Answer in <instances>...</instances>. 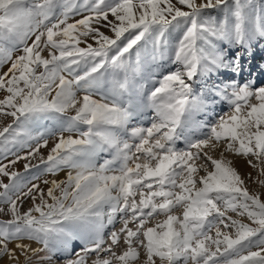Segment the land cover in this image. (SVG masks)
Instances as JSON below:
<instances>
[{
	"label": "snow or ice",
	"instance_id": "snow-or-ice-1",
	"mask_svg": "<svg viewBox=\"0 0 264 264\" xmlns=\"http://www.w3.org/2000/svg\"><path fill=\"white\" fill-rule=\"evenodd\" d=\"M217 9L224 19L206 15ZM222 41H264V14L247 0H0V117L12 118L0 122V259L264 264V199L224 156L264 176V86L236 79L240 54L228 60ZM169 55L182 67L145 91L144 61ZM214 73L225 81L193 91ZM217 100L230 111L195 136ZM145 110L148 127L135 123ZM217 148L221 158L206 151ZM21 160L31 179L14 170ZM61 171L46 190L33 182Z\"/></svg>",
	"mask_w": 264,
	"mask_h": 264
},
{
	"label": "rangeland",
	"instance_id": "rangeland-1",
	"mask_svg": "<svg viewBox=\"0 0 264 264\" xmlns=\"http://www.w3.org/2000/svg\"><path fill=\"white\" fill-rule=\"evenodd\" d=\"M201 2V0H197V3ZM233 0H229V4L231 5ZM245 0H241V3H244ZM248 3L251 4V6L256 10L257 14H264V0H247ZM184 10H187L186 7H184ZM227 10H211L209 12H206V15H211L212 18L217 20L224 19L226 15ZM82 16H74L70 22H74L75 20L81 19ZM109 19L111 20L112 17L109 16ZM101 31L105 32V34L112 35L111 32L108 29L101 28ZM182 36V32L177 30L172 33V36L170 37L171 41V47L175 48L178 40ZM92 41H89L91 43ZM83 46V45H81ZM217 46L221 49L224 56L228 60H232L237 53L240 54V65H241V74L240 76L236 77L237 80H239L241 83L245 81H254V87H260L264 86V41H260L259 43H255L251 48L244 49L240 48L237 45L231 44L228 41H222L218 42ZM45 55H47L45 53ZM182 66L175 63L172 56L169 55L165 57L163 60L157 59L155 61L151 60V58H147L144 61V78H143V85L144 90L148 91L153 89L154 87L158 86V81L169 71L175 70L177 68H181ZM7 71V66L0 68V72ZM230 72L231 70H227ZM226 74L222 75L220 73H214L211 77V79H208L207 81L201 79L200 77L194 78L192 81H189L193 87V91L196 93L203 92L204 94H207L208 87L212 84H219L222 81H225ZM3 96V92L0 91V97ZM230 111L229 106L225 103L220 102L217 100L212 107L207 109L206 113H202L200 115L195 116L196 121H200L203 123V127H201L196 133L195 136L203 137L204 134H206L209 130V127L214 124L221 115H226ZM154 113L151 110H145L144 113L136 118L135 123L138 125H142L144 127L150 126L152 123ZM11 117H0V122L6 124L11 122ZM54 121L52 120H46L42 121V125L51 127ZM185 135H191L188 132H185ZM53 140H49V147L52 146ZM178 148H184L185 142L183 139L177 141ZM209 155L213 156L214 158H221V151L222 149L217 148L214 150H209ZM41 152L46 156L48 153V148H41ZM23 154V153H21ZM108 154H101L100 162L103 161V159L107 158ZM225 158L228 160H231L233 162V165L238 169V171L241 173L242 176L246 178L247 186L249 187V190L252 192H256L258 194H261V198L264 199V185L260 184V180H264V176H261L258 171H255L247 166V162L243 157L233 155L232 153H224ZM38 161L33 160L32 163L35 164ZM138 162H143V159H141ZM255 162V161H254ZM24 163L26 161L21 160L19 163L16 164L14 170L22 173L24 176H26L28 179H31L33 175L36 174V170L32 169L29 172H25L24 170ZM251 173L252 178L248 179L247 174ZM44 179H65V173L63 171L57 173L55 176L52 175H42L40 177V180L33 181L34 183H40V186L42 188H47L46 185L42 183ZM27 207V205H25ZM182 213V210L177 208L174 210V214L180 215ZM234 218H238L235 217ZM165 217L163 215H160L157 217V220H163ZM247 222V221H246ZM151 223H155V221H152ZM151 223L149 226H151ZM132 226V225H130ZM121 227V223L119 221V218H117V222L114 224V226H108L105 228V237H107L108 233L111 232L114 229H119ZM23 243H28V241H23ZM13 245H10L12 247ZM33 247H37L38 245L35 242H32ZM79 242H74V248L78 251L79 250ZM120 249H117L119 251ZM252 250H256L254 247ZM246 254V252L244 253ZM19 255V253H17ZM0 264H14L13 261L9 260L8 257H4L3 259H0ZM19 264H24V256L19 255Z\"/></svg>",
	"mask_w": 264,
	"mask_h": 264
}]
</instances>
